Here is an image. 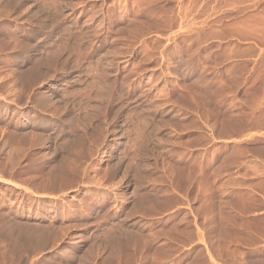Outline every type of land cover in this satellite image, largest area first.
<instances>
[{
    "label": "rangeland",
    "instance_id": "rangeland-1",
    "mask_svg": "<svg viewBox=\"0 0 264 264\" xmlns=\"http://www.w3.org/2000/svg\"><path fill=\"white\" fill-rule=\"evenodd\" d=\"M256 44L264 0H0V264H264L208 219L264 187Z\"/></svg>",
    "mask_w": 264,
    "mask_h": 264
},
{
    "label": "crops",
    "instance_id": "crops-1",
    "mask_svg": "<svg viewBox=\"0 0 264 264\" xmlns=\"http://www.w3.org/2000/svg\"><path fill=\"white\" fill-rule=\"evenodd\" d=\"M263 55L264 46L256 44L254 46L253 57H239L238 59H252L257 61ZM258 139L260 140L258 142L263 141L262 138ZM257 144L261 143H256V145ZM260 172L259 174L262 175V171ZM216 190L223 196H221L220 199L218 198L217 207L214 213L209 215L208 219L212 218L216 220L217 224L222 226L236 227L240 234V238L250 235L255 241V245H248L244 240L239 239L233 243L234 245H239L244 249L255 248L257 245H261L264 241V235L252 229L250 226L253 224H264V187L243 185L228 186L224 189L218 187ZM220 202H222V204ZM196 242L198 245L204 242V235L202 233H198ZM204 256L206 264H229L211 251Z\"/></svg>",
    "mask_w": 264,
    "mask_h": 264
}]
</instances>
